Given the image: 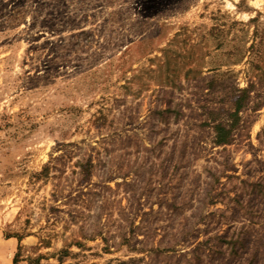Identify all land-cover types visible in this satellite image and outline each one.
<instances>
[{"label": "rangeland", "instance_id": "obj_1", "mask_svg": "<svg viewBox=\"0 0 264 264\" xmlns=\"http://www.w3.org/2000/svg\"><path fill=\"white\" fill-rule=\"evenodd\" d=\"M0 264H264V0H0Z\"/></svg>", "mask_w": 264, "mask_h": 264}, {"label": "trees", "instance_id": "obj_2", "mask_svg": "<svg viewBox=\"0 0 264 264\" xmlns=\"http://www.w3.org/2000/svg\"><path fill=\"white\" fill-rule=\"evenodd\" d=\"M238 101L239 100H237V102ZM238 108H239V106L236 107V109H238ZM214 129H215V133H216V136H215V144L216 145L227 144L230 141L231 127L226 129L225 125H223L222 123H219V124L215 125Z\"/></svg>", "mask_w": 264, "mask_h": 264}]
</instances>
